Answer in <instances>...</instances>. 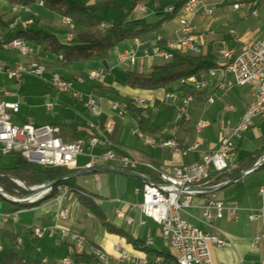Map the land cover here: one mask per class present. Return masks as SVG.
<instances>
[{"label": "crops", "instance_id": "0c3cea01", "mask_svg": "<svg viewBox=\"0 0 264 264\" xmlns=\"http://www.w3.org/2000/svg\"><path fill=\"white\" fill-rule=\"evenodd\" d=\"M108 1L109 0H91L90 5L93 7L101 6L99 13L107 17L108 15H105V13L102 14L101 10L103 7H106ZM161 1L162 0H142L146 6L148 4L152 5V13L149 16H138L132 12L127 17L126 25L129 26L133 21L137 20H147L153 24L159 23L164 18V16L159 14L160 12L165 11L161 7ZM178 1L179 0L171 3L168 7L175 5ZM202 1L204 6L208 8L209 12L203 9L200 12L201 16L200 14H197L193 20V24L197 27L196 42L202 50V55L207 54L208 51L212 49L213 53L218 56L219 51L222 48L228 46L232 47L234 45V40L231 36L227 39H217L215 36L209 37L208 34L211 29L210 25L203 24V21H205L204 17H209L215 14V7H223L227 5L230 0ZM133 4L134 2L132 0H116L114 4H108L107 8H109L110 5V8L114 9L121 15V17L118 16L116 19H121L130 11V9L133 8ZM263 5L264 0L260 6L262 7ZM12 6L0 2V30L3 28L5 29L4 31L2 30L4 33H0L2 42L10 39L16 32L26 29L51 32L57 37L60 43L66 44L69 42H62L60 39L62 28L67 26L66 22H64V20H66L65 18L56 15L62 20V22L59 24L54 23L56 21L55 19L53 21L52 19L49 20L44 17L48 16V13H51V11L47 10L45 6H41L39 3L31 7L34 17L32 14L27 13L17 16L12 13ZM156 16L161 17H159V19H150V17L154 18ZM199 16L201 19L198 18ZM11 17L12 19L9 20ZM176 19L177 17L166 22L161 31L151 35L150 42L154 44L159 35H162L167 42L177 41L179 37V24ZM15 21L18 22L17 29H9V24ZM263 35L264 34L257 38H261ZM29 44L35 51L34 57H30V59L23 58L17 52L6 50L0 45V61L9 65H16L26 64L34 58L37 61L44 62L47 66H52V68L58 73L62 71L60 74L69 81H74L78 77L86 76L92 70H100L106 75V80L103 84H99V82L76 84L78 90L84 93L93 94L100 102L103 110L102 122L105 125L110 120L116 119L114 112L111 110V104L114 101L124 102L123 100L125 98L132 100L135 98H143L153 106H155L157 100L169 102L166 97L168 92L165 90H135L126 85L125 74L127 72L150 73L155 65L162 64L160 60L155 58L149 60L144 67H134L127 64H121L117 58L118 51L137 48L136 40L126 42L114 51L111 58L106 61L107 68L104 63L101 64L96 61L63 67L58 62L59 60L57 57L50 53L42 52L38 44ZM1 56H4L5 58H1ZM21 82H17L7 75H3L0 79V97L2 94L4 95L3 89H7L10 92V95L4 96H6V98H13V93L8 89V85ZM46 82L47 81L44 80L42 81L43 84H46ZM179 86V84H176L170 87V89L173 90ZM256 91L257 89L254 85L236 87L229 93L224 101L217 100L215 104L208 107L205 105V97L207 94L215 93V86L210 87L208 92H199V95L195 96L194 101L186 110L183 116V123L178 124L177 134L170 135L169 133L164 134L161 132V139L173 140L177 143L180 151H187L186 153L177 152L173 148L161 144L153 148L146 145L137 136L138 122L141 119V115L134 114L133 111H128V114L122 119H116L117 125L111 140L119 153L126 154L131 158L142 162L151 163L161 170L173 167H183L200 162L202 153L217 149L229 130L237 126L247 107L254 100ZM217 94H219V92H217ZM61 95L60 100L62 102L60 105H57V110L53 109L52 106L51 112L47 115L37 117L41 123L36 125L51 124L58 127L61 132V137L69 142L76 141L77 139L87 141L90 136L88 123L93 119L92 115L81 105L77 104L75 106L73 104L75 102H73L74 100L70 94ZM1 101H19L21 104V113L22 102L19 98L18 100L11 101L6 100L4 97V99L0 98V102ZM225 103L232 105L234 111L225 112ZM172 104H176L179 109L182 103L176 102ZM48 105L50 106L51 104L48 103ZM155 113L154 109L150 108L144 112V116L153 119ZM263 119L264 118H262L258 124H260ZM199 120L210 122V126L200 133L195 129V124ZM13 122L19 126L30 124L19 123L14 120ZM248 132L241 137V141L237 145L235 155L229 164L228 170L230 171L238 169L244 158L253 154L257 150L264 148L262 133L258 132L254 135L251 133L248 134ZM196 143L199 144V147L192 150ZM256 144L258 146L257 148H255ZM87 163L88 157L86 156H81L78 159L80 167L85 166ZM99 170V184L93 182L92 174L79 176L75 181V186L81 190L80 193L83 196L94 198L97 205L94 209L83 206L76 190L67 185H63L68 188L69 192H74L64 204L65 207L70 209L74 221L73 223H65L64 226L73 232L85 236L88 245L83 249H79L75 245L63 241L58 232L50 231L42 239L44 244L43 242H39L38 244L37 251L34 254L37 263L40 264L43 258H47L49 260L47 264H61V261L64 258L69 257L76 262H82L83 264H98L95 260L83 262L78 257V255L82 253L88 254V247L90 245L101 247L109 255H114V247L119 245L128 250L133 256H147L151 259L152 264H156L154 262V257L148 256L145 251L136 246V243L155 252L167 253L170 257L171 255H174L175 253L169 251L164 244L159 224L152 219L147 218L139 209L130 210L124 203L117 201L122 200L125 203L140 205L143 202V198L136 190L142 188L145 181L144 174H146V172L141 170L140 174H133L119 167H108L104 165H101ZM254 171H251V173L236 182L222 183L224 185H222L215 193L225 204L239 206L240 208L245 209V211L241 212L239 218L236 220L225 217V219L216 223L217 227L226 234L230 243L224 248H212L214 264H239L241 260L244 261V264H264V242L258 247L252 248L255 236L260 232H264V226L260 222H251L247 217L248 210H253L260 206L258 190L264 185V168ZM86 180H90V183L85 184ZM206 198L207 196H198L194 199L193 203L195 205H200ZM57 210L58 205L54 201V198L45 200L37 207L31 209V211L35 213L33 217L27 218L26 221L24 220L26 224L32 223V225H24L20 229H16V226H10L9 228L13 232L19 234L23 243L27 244L30 242V233L33 228L39 226H51L54 224V216ZM118 210H124L126 215L133 219V223H128L125 219L119 218L117 215ZM193 212L198 214L197 211ZM24 213L25 212L23 211L19 215ZM20 221L21 219H19L18 223ZM190 221L198 225L201 229L207 230L202 224L193 220ZM162 246L164 248H162ZM163 258L164 260L166 259L165 257Z\"/></svg>", "mask_w": 264, "mask_h": 264}, {"label": "built area", "instance_id": "2783aa9c", "mask_svg": "<svg viewBox=\"0 0 264 264\" xmlns=\"http://www.w3.org/2000/svg\"><path fill=\"white\" fill-rule=\"evenodd\" d=\"M2 0H0L1 2ZM114 1V0H112ZM133 13L138 16H146L148 10L145 4L140 0H132ZM263 0H237L232 5L234 10L243 11L253 17H258V9ZM173 6V5H172ZM172 6L165 9L171 10ZM208 8L204 6L202 0H193V3L187 8H183L179 17L176 19L179 24V37L175 42H167L168 50L157 47V44L164 41L162 35H159L154 44L137 42V48L120 50L117 53L118 61L121 64L130 66L144 67L152 58L158 59L165 64L173 58V52L179 51L184 54L202 55V50L196 42L197 27L193 24L197 14ZM13 14L20 16L27 13L32 14L31 7L13 5L11 8ZM34 17V15H33ZM32 17V18H33ZM32 22V21H31ZM30 22V23H31ZM73 24V32H70L69 39L75 36V28L72 20H64ZM18 22L9 24V29H17ZM234 45L224 47L219 51L217 61L225 62L227 65V79L219 80V72L215 69L210 70L208 74L193 76L180 82V86L193 88L197 92H206L205 81H212L215 86L214 94H207L205 105L211 106L217 100L224 101L229 93L236 87L254 85L257 89L254 100L247 107L242 119L237 126L227 133L217 149L201 154L200 162L186 165L183 167H173L161 170L155 165L133 159L126 154H121L111 140L117 125L116 119H122L128 114L127 106L124 102L114 101L111 104V110L116 119L110 120L106 125L102 122L103 110L97 98L90 93H84L76 88V84L86 82H99L103 84L106 75L100 70H92L86 76L78 77L74 81L66 80L60 73H52L50 82L61 94H70L73 100L87 109L92 115V120L88 123L90 136L87 141L77 139L73 142H65L61 137L60 129L51 124L44 125H16L13 122V114H19L21 104L19 101L0 102V155L18 154L27 162L46 167H63L69 170L83 172L90 171L93 176V182L99 184L101 165L108 167H119L130 173L140 174L143 170L145 181L142 188L137 189L143 198L140 205L124 203L130 210L139 209L143 215L152 219L160 225L164 244L167 248H173L182 255L184 264H214L212 258V248H224L230 243L226 234L220 230L216 223L229 217L233 220L239 218L241 212L245 209L239 206L227 205L216 196V189L224 184L211 185L209 179L213 173H224L229 169L230 161L233 159L237 150V145L241 141V136L248 132L258 118H264V35L261 38L241 41L235 32H232ZM0 43L6 50L25 51L27 57H34L35 51L32 46L24 41H11L8 39ZM144 44H151L149 49L140 51L139 47ZM49 72L47 66H37L33 58L31 67H21L19 64L9 65L0 61V79L7 75L17 82H21L26 75L42 78ZM219 92V94H217ZM6 96L10 95L7 89H3ZM167 100L171 103L181 102L176 121L170 126L164 128L161 132H172L177 134L178 123L183 118L186 110L194 101V95L183 97L181 93H168ZM134 104L145 110L153 108L143 98H135ZM52 109V106H49ZM225 112L234 111L230 104L224 105ZM210 126V122L199 120L195 124L198 133ZM137 136L146 145L155 147L159 144L169 146L177 152L180 151L177 143L164 142L161 139V133L153 138H144L143 134L137 132ZM199 147L196 143L192 150ZM81 156L88 157V163L80 167L78 159ZM96 170V171H95ZM95 171V172H94ZM249 171V170H248ZM247 172V171H245ZM155 175L157 179H153ZM13 181L20 187L26 189L29 195L23 197L24 200L38 201L40 194L45 190H52V184H43L28 188L19 180ZM86 180L85 184H89ZM1 190H3L0 187ZM74 192L58 191L54 201L58 205V210L54 216V224L51 226H39L32 230L35 238L42 240L50 231H56L65 242L75 245L79 249L85 248L88 243L85 236L73 232L64 226L65 223H73L70 209L65 207L70 195ZM207 196L200 205H195L194 199L198 196ZM260 206L247 211V217L251 222H260L264 226V185L258 190ZM193 211H197L195 214ZM23 211L14 212L9 215H1L3 224H17L19 214ZM119 218L125 219L128 223H133V219L128 217L124 210H118ZM187 218H186V217ZM190 220L202 224L207 230L201 229ZM19 244L23 240L19 239ZM150 242V240H149ZM264 242V232L255 236L252 248L258 247ZM3 246L0 244V253ZM39 251V250H38ZM88 254L98 264H152L147 256H133L123 247L116 245L114 255H109L101 247L90 245ZM47 258H43L40 264H47ZM156 264H171L168 261L155 257ZM61 264H83L67 257L61 261ZM239 264H244L241 260Z\"/></svg>", "mask_w": 264, "mask_h": 264}, {"label": "trees", "instance_id": "16d2710c", "mask_svg": "<svg viewBox=\"0 0 264 264\" xmlns=\"http://www.w3.org/2000/svg\"><path fill=\"white\" fill-rule=\"evenodd\" d=\"M40 1L44 3L47 10L61 18H69L73 21L75 28L74 38L68 43L62 44L51 32L26 29L16 32L10 39L20 38L28 43L38 44L42 52L50 53L57 57L58 62L63 67L93 61L103 64L104 61L111 58L114 51L128 41L150 42L151 35L161 31L166 22L175 19L187 2V0H179L175 4L176 12L174 14L160 12L159 15L164 16V18L157 24L147 20H137L133 21L129 26L126 25V20L129 14L133 12V8L123 18L111 20L99 13L101 6L93 7L90 5L91 0H2L1 3L11 6L32 7ZM115 2L116 0H109L108 4H114ZM157 47L168 50L167 41L159 42ZM217 60L218 58L212 49L205 55H191L175 51L173 52V58L169 62L155 65L150 73L127 72L125 74V83L128 87L135 90H165L168 93H181L183 97L188 95L197 96L199 92L191 87L179 86L173 90L170 87L176 84L180 85V82L184 79L208 74L210 70L220 66ZM123 101L128 111L141 115V119L138 122V131L148 135L155 136L160 134L164 128L173 124L178 116V106L171 102L157 100L155 102L156 113L153 119H150L144 116L145 109L134 105V100L125 98ZM183 121L184 119L182 118L178 124L183 123ZM63 140L67 143L69 142L66 139ZM16 155L17 161L14 167L0 169V187L5 193L20 198L29 195V192L16 184L13 179L23 182L28 188L56 182L58 185H67L74 188L83 206L90 209L96 208L97 205L94 198L83 196L80 193L81 190L75 186V181L78 177L72 176L79 173L78 171L63 167L39 166L27 162L18 154ZM263 156L264 148L244 158L240 167L234 171L227 170L220 174L213 173L209 183L218 185L235 180L242 172L253 169L263 159ZM262 168H264V165L256 171ZM65 177H69V179L63 181L62 179ZM152 177L157 179L155 175H152ZM57 192L56 189L51 198L49 197L45 200L54 198ZM45 200L35 205L16 204L17 206L12 210V213L23 211L24 209H33ZM30 236V242L20 245L18 242L20 235L13 232L9 228V224H3L0 219V244L3 246L0 253V264H38L34 254L37 251L39 239L35 238L32 232ZM136 246L145 251L150 257L163 256L166 261L170 259V255L167 253L155 252L137 243ZM78 257L83 262L94 260L87 253L79 254Z\"/></svg>", "mask_w": 264, "mask_h": 264}, {"label": "rangeland", "instance_id": "374dc122", "mask_svg": "<svg viewBox=\"0 0 264 264\" xmlns=\"http://www.w3.org/2000/svg\"><path fill=\"white\" fill-rule=\"evenodd\" d=\"M177 0H162L161 1V7L163 10H165L168 5H170L171 3H174ZM206 1V0H205ZM234 1L236 0H230L228 1L227 5L223 6V7H215L213 10L215 11V14L209 17H204L205 21H203V24H208L210 25V33L208 34V36H215L217 39L221 38V39H227L230 36L232 37V32L235 31V33L238 35L240 40H251V39H256L257 37H259L260 35L264 34V5L258 9L259 12V17H253L251 15H248L247 13L243 12V11H236L233 8L232 3H234ZM130 6V4H129ZM146 6V5H145ZM108 6L106 5V7L102 8L101 13L105 15H108L107 17L111 18V19H116L119 17H121V15L115 11L114 9L107 8ZM148 13L147 15L149 16L152 13L151 8L152 5L148 4L146 6ZM220 10V11H217ZM201 12V11H200ZM200 12L198 14H200ZM203 12V11H202ZM111 13V14H110ZM48 16H43L48 18L49 20L52 19L54 21V19L56 20L54 23H61L62 20L60 18H58L56 16L55 13H48ZM201 16V14H200ZM198 17L199 19H201V17ZM159 17L161 16H156L154 18L150 17L151 20L153 19H159ZM12 17L9 19L11 20ZM202 23V22H200ZM67 26L63 27L60 34H61V41L62 42H68L70 41L69 39V35H70V31L73 32V29L70 28V26L66 23ZM3 31L5 30L4 28L2 29ZM2 30H0V33H4ZM70 30V31H69ZM0 34V35H1ZM208 37V38H209ZM15 52V51H14ZM18 53V52H17ZM21 57L23 58H29L27 56H22L20 53H18ZM113 55V53H112ZM115 55V54H114ZM4 56H1V58ZM5 58V57H4ZM33 60H30L29 62H31ZM28 62V63H29ZM35 62H39L44 64L45 66H47L44 62L42 61H37L35 60ZM27 64V63H26ZM49 68V72L46 73L44 75V77L42 78H38V77H33V76H29L26 75L23 78V81L21 83H12L9 86V90L13 93V98H6V96H4L3 94L1 95V99H5L6 100H18V98L21 100L22 102V110L20 114H13V120L19 123H30V124H38L41 123L39 122V119L37 117H41L42 115H47L49 112H51V109H48V103L51 104V106H53V109L57 110V105L61 104V100L60 97L62 96L61 93H59L56 88L52 85V83L50 82L51 79V74L52 73H56L57 71H55L52 66H47ZM62 71H60L59 73H61ZM58 73V72H57ZM47 81L46 84H43L42 81ZM75 102V101H73ZM75 106L77 105V103H73ZM262 118H258L255 120L254 126L249 130L248 134H257L258 132L262 133L263 138L264 139V119L261 121L260 124H258V122L261 120ZM247 134V133H246ZM148 135V134H147ZM150 136V135H148ZM245 137V136H244ZM257 144L255 146V148H257ZM254 148V149H255ZM17 161V155L13 154V155H0V169L3 168H11L14 167ZM10 195V194H8ZM12 196V195H10ZM14 197V196H12ZM16 204H14L13 202L9 201L8 199H5L3 196L0 195V216L1 215H9L12 213V210L16 208ZM25 213L19 215V219H21V221L18 224L15 223H11L9 225V227H14L17 229H20L21 227H23L24 225L28 226V225H32V223L30 224H26L25 221L27 220V218H31L34 216L35 213H33L31 211V209H24L23 210ZM25 220V221H24ZM39 242H43L42 240H39ZM38 242V244H39ZM162 248H164L162 246Z\"/></svg>", "mask_w": 264, "mask_h": 264}, {"label": "bare ground", "instance_id": "6f19581e", "mask_svg": "<svg viewBox=\"0 0 264 264\" xmlns=\"http://www.w3.org/2000/svg\"><path fill=\"white\" fill-rule=\"evenodd\" d=\"M193 3V0H187V2L184 4L183 8H187L188 6H190L191 4ZM39 4L41 6H44V3L42 1L39 2ZM182 8V9H183ZM176 12V6L173 5L172 6V9L171 10H167V14H174ZM180 15V14H179ZM179 15L177 16V18L179 17ZM66 20H71L69 18H65ZM71 29H73V24H71L70 22H66ZM18 40H22L20 38H14V39H11V41H18ZM12 51H15V52H18L20 53L22 56H27L26 52L25 51H18V50H12ZM220 63V66L218 68H215L216 72H219V80H226L227 79V65L225 64V62H222V61H219ZM33 64V61L27 63V64H19L21 67H31ZM35 64L37 66H45L44 64L42 63H39V62H35ZM210 87H214V85L212 84V81H205V88H206V92H208L209 88ZM213 94V93H211ZM140 134H143V137L144 138H153V136H148L147 134L141 132V131H138ZM162 133H169L170 135H174L172 134V132H162ZM242 137V136H241ZM164 142H169V143H175L173 140L171 139H162ZM69 177H65L63 178L62 180H68ZM62 191V185H58L56 182H54V184H52V190H45L42 194H40V197L38 198V201H35V200H24V198H20V197H12L10 195L6 196L9 201L15 203V204H25V205H35L37 203H39L40 201H43L47 198H51V195L54 194V191ZM0 191H2L0 189ZM63 192H69L68 191V188L64 187L63 186ZM86 195V194H85ZM5 198V197H4ZM169 251L175 253L174 255H171L170 259L168 260L169 263L171 264H184L183 262V258H182V255L177 252L175 249L173 248H168ZM161 259H164L163 257H161Z\"/></svg>", "mask_w": 264, "mask_h": 264}, {"label": "water", "instance_id": "95a60500", "mask_svg": "<svg viewBox=\"0 0 264 264\" xmlns=\"http://www.w3.org/2000/svg\"><path fill=\"white\" fill-rule=\"evenodd\" d=\"M150 47H151V44H144V45H142V46L139 47V50H140V51H143V50L149 49ZM103 63H104V65H105L106 68H107V63H106V61H104ZM263 165H264V157H263V159H262L261 161H259V162L254 166L253 169H251V170H249V171H247V172H242V173L238 176L237 179L232 180L231 182H228V183L236 182V181H238L239 179H242L243 177H245L246 175H248L249 173H251V171L257 170L258 168H260V167L263 166ZM108 170H112V169H108ZM95 171H96V170H95ZM95 171H94V172H95ZM99 171H100V170H99ZM90 173H92V172H90V171H84V172L77 173V174L73 175L72 177H79V176H83V175L90 174ZM220 188H221V187L217 188L216 191L219 190ZM0 195L3 196V197H5V198H7L6 196H8V194L5 193L3 190L0 191Z\"/></svg>", "mask_w": 264, "mask_h": 264}]
</instances>
